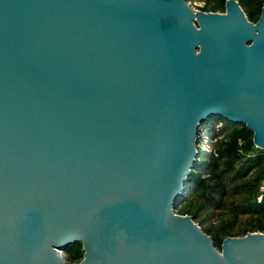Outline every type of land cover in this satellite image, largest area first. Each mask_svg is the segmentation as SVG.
I'll return each instance as SVG.
<instances>
[{
    "label": "water",
    "instance_id": "1",
    "mask_svg": "<svg viewBox=\"0 0 264 264\" xmlns=\"http://www.w3.org/2000/svg\"><path fill=\"white\" fill-rule=\"evenodd\" d=\"M211 114L264 148V6L0 0V264H264L176 211Z\"/></svg>",
    "mask_w": 264,
    "mask_h": 264
},
{
    "label": "trees",
    "instance_id": "2",
    "mask_svg": "<svg viewBox=\"0 0 264 264\" xmlns=\"http://www.w3.org/2000/svg\"><path fill=\"white\" fill-rule=\"evenodd\" d=\"M203 1V10H226L227 0ZM238 1L250 20L260 18L264 0ZM216 117L208 129L216 138L212 150L197 154L175 207L191 214L221 248L227 236L264 232V148L255 144L254 131L245 122ZM219 120L222 125L217 129ZM63 252L68 264H76L84 256L82 241L69 244Z\"/></svg>",
    "mask_w": 264,
    "mask_h": 264
},
{
    "label": "built area",
    "instance_id": "3",
    "mask_svg": "<svg viewBox=\"0 0 264 264\" xmlns=\"http://www.w3.org/2000/svg\"><path fill=\"white\" fill-rule=\"evenodd\" d=\"M188 3L193 6L194 9H201V6L204 4V1L200 0L199 2L197 0H188ZM222 125V121H216L215 122V127L218 129ZM216 138H212V136L209 133L208 128L205 127L204 123L201 125V127L198 129V140L196 143L197 151L198 153L200 150H205V151H211V143L212 140ZM177 211V210H176Z\"/></svg>",
    "mask_w": 264,
    "mask_h": 264
},
{
    "label": "rangeland",
    "instance_id": "4",
    "mask_svg": "<svg viewBox=\"0 0 264 264\" xmlns=\"http://www.w3.org/2000/svg\"><path fill=\"white\" fill-rule=\"evenodd\" d=\"M194 1V0H192ZM198 2L200 0H197ZM202 1V0H201ZM217 114H211L210 116H208L205 120H204V125L208 128V129H211L213 127V122H214V119H216L217 117ZM178 212V211H177ZM180 213V212H178ZM63 252V251H62ZM64 254V252H63ZM65 255V254H64Z\"/></svg>",
    "mask_w": 264,
    "mask_h": 264
}]
</instances>
